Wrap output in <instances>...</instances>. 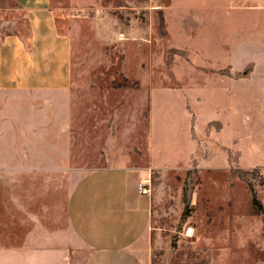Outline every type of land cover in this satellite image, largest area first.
<instances>
[{"label":"rangeland","instance_id":"374dc122","mask_svg":"<svg viewBox=\"0 0 264 264\" xmlns=\"http://www.w3.org/2000/svg\"><path fill=\"white\" fill-rule=\"evenodd\" d=\"M51 1L72 38V89L26 99L13 117L24 121L19 146L48 152L40 166L63 173L26 180L69 192L93 168L143 169L154 264H264V215L234 175L248 170L264 208V0ZM2 16L3 32L27 29L19 10ZM4 219L0 232L15 227ZM5 236L0 245L17 239Z\"/></svg>","mask_w":264,"mask_h":264},{"label":"crops","instance_id":"0c3cea01","mask_svg":"<svg viewBox=\"0 0 264 264\" xmlns=\"http://www.w3.org/2000/svg\"><path fill=\"white\" fill-rule=\"evenodd\" d=\"M13 1L11 8L0 3V12L19 10L27 29L0 28V142L7 148L1 153L0 218H13L4 222L15 226L5 227L0 239L17 238L1 243V264H153V202L138 188L150 172L105 165L85 172L69 192L67 183L24 177L63 173L40 166L48 152L19 146L25 142L24 121L13 116L26 99L33 104L41 95H68L72 38L60 31L51 0ZM14 126L20 132L8 137ZM12 142L18 145L9 147Z\"/></svg>","mask_w":264,"mask_h":264},{"label":"trees","instance_id":"16d2710c","mask_svg":"<svg viewBox=\"0 0 264 264\" xmlns=\"http://www.w3.org/2000/svg\"><path fill=\"white\" fill-rule=\"evenodd\" d=\"M162 27H163V25H162ZM246 173H248V170H245L243 172H238L237 174L234 173V175L239 177V178L247 180L248 185H249L250 195H251V203H252L253 207L257 210V212L262 213L264 215V208L262 206V203L257 196V192H256L254 186L252 185L250 178L246 176ZM255 175L257 176L258 174H255ZM261 177L264 178V174H261ZM262 181H264V180H262ZM190 190L191 189L189 188V183L186 182L184 185V191H183V201L185 204V209L183 212L182 221H184L185 218L189 215V212L191 209V192H190ZM152 261L154 264L155 258L152 257Z\"/></svg>","mask_w":264,"mask_h":264},{"label":"built area","instance_id":"2783aa9c","mask_svg":"<svg viewBox=\"0 0 264 264\" xmlns=\"http://www.w3.org/2000/svg\"><path fill=\"white\" fill-rule=\"evenodd\" d=\"M138 188H139L140 193L151 195L150 174H148L147 178H144L143 180L140 181Z\"/></svg>","mask_w":264,"mask_h":264}]
</instances>
